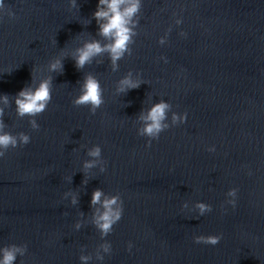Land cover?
Instances as JSON below:
<instances>
[{
  "label": "water",
  "instance_id": "1",
  "mask_svg": "<svg viewBox=\"0 0 264 264\" xmlns=\"http://www.w3.org/2000/svg\"><path fill=\"white\" fill-rule=\"evenodd\" d=\"M97 2L0 9V120L18 141L0 158V249H20L14 264H264V0H141L116 69L107 52L77 69L84 43L110 42ZM88 75L94 111L75 103ZM129 76L140 86L121 91ZM44 80L46 109L18 115L17 93ZM161 102L166 127L150 137L143 117ZM113 197L122 216L105 234Z\"/></svg>",
  "mask_w": 264,
  "mask_h": 264
},
{
  "label": "clouds",
  "instance_id": "2",
  "mask_svg": "<svg viewBox=\"0 0 264 264\" xmlns=\"http://www.w3.org/2000/svg\"><path fill=\"white\" fill-rule=\"evenodd\" d=\"M72 6L76 7V0H72ZM141 6V0H98L96 11L93 13V18L97 21L99 26L98 34L110 41L107 44L102 45L98 40H91L81 48L76 50L75 66L77 69H82L86 63H89L94 57L99 56L107 52L110 56L113 69L117 67V61L123 58L124 54L129 50L128 46L132 42V36L135 35L133 29L136 25L134 17L139 12ZM4 7V0H0V9ZM179 23V21H178ZM63 65L60 60L50 65L51 71L62 70ZM2 74V73H0ZM50 80L41 81L39 86L35 89L24 88L20 90L16 95L15 103L17 105V114L20 116H36L42 113L50 99L51 88ZM121 91H129L136 89L140 86L138 81H133L130 76L125 77L121 82ZM0 102L7 104V95H0ZM77 105H91L93 111L98 108L102 103V89L99 81L92 75H88L84 78V82L81 86V95L75 100ZM168 104L161 102L154 105L143 117L146 127L144 133L150 137H157L158 134L166 127L162 122L165 120V113L168 109ZM3 111L0 109V117H2ZM176 117H174V120ZM186 119V117H185ZM35 126V125H34ZM30 142V137L22 135L19 143L27 145ZM18 141L9 133L3 132V123L0 120V158L5 155V150L9 147H17ZM92 157H99L100 149L96 147L90 153ZM93 165L91 163L86 164V168H90ZM235 189L230 192V195H235ZM103 193L99 190L95 191L92 196L91 203L93 205L101 203V197ZM73 203H76L73 199ZM117 205V198L105 199L102 202L104 212L97 216L96 223L101 231L107 234L113 224L121 219L122 207ZM235 206V205H234ZM201 212L208 209V206L204 204L198 205ZM220 237H197L196 243L204 244H218ZM132 245H129V251L131 252ZM20 252L19 248H5L0 249V264H14L17 254Z\"/></svg>",
  "mask_w": 264,
  "mask_h": 264
}]
</instances>
